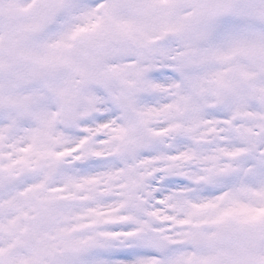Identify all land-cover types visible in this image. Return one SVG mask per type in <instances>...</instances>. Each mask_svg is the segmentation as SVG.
<instances>
[{
  "label": "snow or ice",
  "instance_id": "1",
  "mask_svg": "<svg viewBox=\"0 0 264 264\" xmlns=\"http://www.w3.org/2000/svg\"><path fill=\"white\" fill-rule=\"evenodd\" d=\"M0 264H264V0H0Z\"/></svg>",
  "mask_w": 264,
  "mask_h": 264
}]
</instances>
